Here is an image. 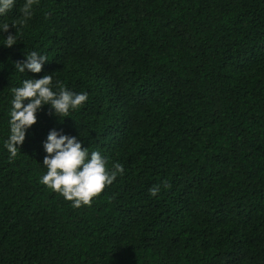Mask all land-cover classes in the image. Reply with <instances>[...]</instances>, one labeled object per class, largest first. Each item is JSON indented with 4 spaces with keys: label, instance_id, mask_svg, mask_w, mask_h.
<instances>
[{
    "label": "trees",
    "instance_id": "obj_1",
    "mask_svg": "<svg viewBox=\"0 0 264 264\" xmlns=\"http://www.w3.org/2000/svg\"><path fill=\"white\" fill-rule=\"evenodd\" d=\"M46 74L88 100L10 159L11 89ZM50 130L125 169L90 207L40 183ZM0 264H264V0H39L0 31Z\"/></svg>",
    "mask_w": 264,
    "mask_h": 264
},
{
    "label": "clouds",
    "instance_id": "obj_2",
    "mask_svg": "<svg viewBox=\"0 0 264 264\" xmlns=\"http://www.w3.org/2000/svg\"><path fill=\"white\" fill-rule=\"evenodd\" d=\"M14 3L15 0H0V15L9 12ZM38 3L39 0H25L20 9L21 19L12 24L3 23L0 31L5 33L10 26L17 29L26 24L33 16V5ZM16 43V35L9 34L3 46L12 47ZM46 62V56L32 51L25 54L24 62H16L14 66L20 73H25L26 69L40 73ZM55 86L58 91L53 90L52 75L46 74L39 79H25L21 86L11 89L10 135L5 143L10 159L16 158L20 151L18 146L25 140L26 130L36 124V114L44 105L51 107L52 114L65 118L70 110L83 107L88 100L87 93L69 91L59 81ZM25 101L28 103L25 104ZM43 148L46 153L43 165L47 171L40 183L71 202L74 208L90 207L93 200L101 196L125 171L120 163L112 164L110 169L107 158L99 151L89 153L76 137L60 134L56 130L49 131ZM159 191V187H153L149 194L155 197Z\"/></svg>",
    "mask_w": 264,
    "mask_h": 264
}]
</instances>
